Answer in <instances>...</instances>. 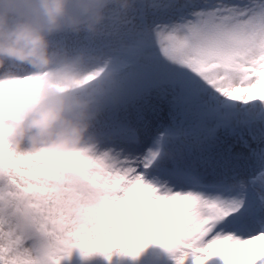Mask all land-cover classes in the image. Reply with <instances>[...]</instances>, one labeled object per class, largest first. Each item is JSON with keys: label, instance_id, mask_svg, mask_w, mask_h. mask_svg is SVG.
Listing matches in <instances>:
<instances>
[{"label": "snow or ice", "instance_id": "6c2138e0", "mask_svg": "<svg viewBox=\"0 0 264 264\" xmlns=\"http://www.w3.org/2000/svg\"><path fill=\"white\" fill-rule=\"evenodd\" d=\"M78 50L98 118L67 170L4 139L51 74L0 68V264L152 245L173 264H264V0H134Z\"/></svg>", "mask_w": 264, "mask_h": 264}, {"label": "clouds", "instance_id": "9594fccd", "mask_svg": "<svg viewBox=\"0 0 264 264\" xmlns=\"http://www.w3.org/2000/svg\"><path fill=\"white\" fill-rule=\"evenodd\" d=\"M133 5L134 0H0V68L9 63L51 74L41 90L17 102L13 118L4 121V139L14 150L39 154L53 170H67L76 155L91 146L98 113L85 96L87 89L75 84L84 79L87 57L57 37L96 39L110 13L126 14ZM146 250L134 258L114 259L116 264H138ZM81 264L109 262L93 256Z\"/></svg>", "mask_w": 264, "mask_h": 264}, {"label": "rangeland", "instance_id": "374dc122", "mask_svg": "<svg viewBox=\"0 0 264 264\" xmlns=\"http://www.w3.org/2000/svg\"><path fill=\"white\" fill-rule=\"evenodd\" d=\"M168 256L169 255L164 250L161 252L156 251V253H150V255L144 252L143 258L138 264H160L161 262H165ZM74 264H79L78 260H74Z\"/></svg>", "mask_w": 264, "mask_h": 264}, {"label": "bare ground", "instance_id": "6f19581e", "mask_svg": "<svg viewBox=\"0 0 264 264\" xmlns=\"http://www.w3.org/2000/svg\"><path fill=\"white\" fill-rule=\"evenodd\" d=\"M158 251L161 252L162 249L161 250H158ZM153 253H156V251L153 252ZM160 264H173V261L170 259V256H168L167 259H166V261L165 262H161Z\"/></svg>", "mask_w": 264, "mask_h": 264}]
</instances>
